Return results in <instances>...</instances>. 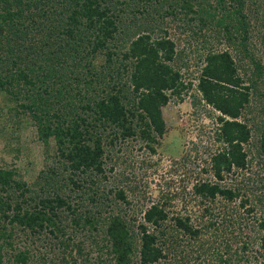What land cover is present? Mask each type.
Returning a JSON list of instances; mask_svg holds the SVG:
<instances>
[{"label": "trees", "instance_id": "trees-1", "mask_svg": "<svg viewBox=\"0 0 264 264\" xmlns=\"http://www.w3.org/2000/svg\"><path fill=\"white\" fill-rule=\"evenodd\" d=\"M181 1L0 0V92L10 95L15 103L11 109L19 118L30 117L38 139L53 150V162L33 184L18 177L16 168L0 166V264H55L49 257L51 241L57 239L58 250L74 244L89 262L88 253L81 247L85 241L72 242L75 234L93 241L103 234L109 242L103 251L111 259L102 257L100 264H133L135 234L129 235L127 212L114 203L127 197L124 189L116 198L111 196L113 189L106 181L108 172L115 168L108 167V158L116 143L138 137L148 141L155 152L154 144L167 131L162 108L171 92L181 95L192 85L185 86L179 69L171 64L176 45L161 32L158 21L160 11L162 16L176 14ZM226 1L217 0L219 6L223 5L219 12H203L211 18L210 25L221 27L228 19L226 31H246L247 24H237V19L246 17L243 10L250 0H230L237 2V8L230 9L224 5ZM223 8L226 10L221 12ZM201 20H205L203 15ZM130 22L144 32L126 41L122 35L134 34ZM244 55L258 65L246 47ZM99 57L103 61H98ZM197 87L202 99L222 114L216 135L224 146L211 155L210 165L202 169L208 175L196 181L193 194L202 198L203 204L217 196L233 202L240 189L224 183L236 169L248 165L244 145L252 132L239 118L254 87L244 84L229 49L207 54ZM248 201L242 203L243 207ZM246 210L252 216L255 208ZM208 213L216 216L208 207L202 217ZM252 219L242 225L248 228L253 224L260 230L261 252L249 253L255 238L247 234L245 253L235 250L239 264H251L255 258L264 264V218ZM144 220L138 249L141 264L167 257L163 246H157L160 233L149 232L145 223L162 228L170 220L176 230L168 238L177 245L179 232L190 239H204L205 244L204 236L216 227L214 218L201 226L190 214L170 216L161 201L148 207ZM160 232L165 234L163 228ZM65 238L72 240L67 243ZM40 241L49 248L38 246ZM229 245H225L227 254ZM230 259L220 256L221 263ZM72 260L71 264H79L78 257Z\"/></svg>", "mask_w": 264, "mask_h": 264}, {"label": "rangeland", "instance_id": "rangeland-1", "mask_svg": "<svg viewBox=\"0 0 264 264\" xmlns=\"http://www.w3.org/2000/svg\"><path fill=\"white\" fill-rule=\"evenodd\" d=\"M226 2L224 5L228 9L231 6L237 8V2ZM222 6L218 5L217 0H182L176 14L162 16L160 11L158 21L161 32H166L176 45V57L171 64L179 69L183 84L192 85L181 95L171 92L168 104L162 108L161 116L166 122L167 131L162 137H158V142L154 144L155 152L147 145V140L145 142L138 137L116 143L111 159L108 158V167L115 168L108 172L109 180L106 181L108 188L113 189L111 196L116 198L119 190L124 189L127 197L126 201L116 199L114 203L127 212V219L131 224L129 235L135 234L131 254L133 264H141L138 249L140 224L145 221L144 213L153 202L158 201L164 204L170 216L181 214L186 217L190 214L192 221L201 226L214 218L216 227L204 236L207 241L205 244H202L204 239H190L179 232L180 241L177 245L169 239L170 235H175L176 230L170 220L162 227L165 234H161L162 228L145 223L149 232L160 233L157 246H163V252L167 255L151 264H239L236 255L245 253L243 245L247 234L255 238V242L250 244L249 253L254 254L257 250L261 252L258 241L260 230L253 224L248 228L243 225L250 218H253L252 221L264 218V0H250L243 10L246 17H238L237 24L244 21L247 24L246 31H226L228 19L224 26L215 25L214 21L210 25L211 18L203 12L210 9L214 14ZM222 10L224 12L226 8ZM202 15L204 22L201 20ZM137 21L139 23L140 20ZM130 25L134 34L122 35L126 41L144 32L133 22ZM230 37L232 41L229 40ZM240 42L243 44H239ZM245 47L253 54L258 65L255 66L244 55ZM221 49L232 52L244 84L254 87L251 100L239 118L250 126L252 137L244 145L248 154L247 167L236 169L237 172L228 176L229 179L224 183L234 189L239 188V197L232 202L224 199V196H217L216 200L208 199L203 204L202 198L193 194V186L199 178L208 175L202 169L210 165L211 155L222 149L224 144L217 140L216 135V128L220 125L219 116L222 114L202 99L197 86L207 54ZM99 60L103 61V58L99 57ZM94 63H98L97 60ZM14 105L9 94L0 92V166L16 168L18 177L33 184L40 172L53 162V150L52 147L48 150L43 141L38 139L36 126L30 117L24 115L19 118L15 114L16 111L11 109ZM247 199L248 205L243 207L242 203ZM250 206L255 208L252 216L246 213V208ZM208 207L214 211L215 217L210 213L207 217H202ZM66 237H69V233ZM71 240L66 241L69 243ZM81 241H85L81 247L88 253L89 262L79 255L74 244L68 249L58 250L56 246L60 244L59 239L51 241L49 258L55 260V264H71L72 258L76 257L79 264H100L102 257L111 259L103 251L105 244L109 243L104 240L103 234L96 235L95 241L82 234H75L72 242L76 244ZM227 243L230 244L229 254L225 253ZM37 245L49 248L43 241L37 242ZM235 250L239 253L236 254ZM222 255L231 258V261L221 263ZM251 264L259 262L255 258Z\"/></svg>", "mask_w": 264, "mask_h": 264}]
</instances>
